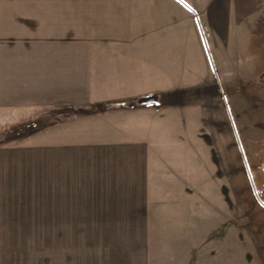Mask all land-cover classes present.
Segmentation results:
<instances>
[{
    "label": "crops",
    "instance_id": "1",
    "mask_svg": "<svg viewBox=\"0 0 264 264\" xmlns=\"http://www.w3.org/2000/svg\"><path fill=\"white\" fill-rule=\"evenodd\" d=\"M185 5L71 0L70 30H83L80 38L0 41V118L47 108L118 109L152 96H166L159 106H184L170 94L187 86L183 61L171 50L183 41L182 27L180 38L171 33L172 12L182 14ZM132 111L77 117L0 147V239L107 240L101 264H158L160 246L163 264L196 258L199 232L190 236L187 220L190 207L197 222V207L189 206L182 180L164 184L150 134H123L103 122L149 113L161 119L152 108ZM170 188L179 195L167 197Z\"/></svg>",
    "mask_w": 264,
    "mask_h": 264
},
{
    "label": "rangeland",
    "instance_id": "2",
    "mask_svg": "<svg viewBox=\"0 0 264 264\" xmlns=\"http://www.w3.org/2000/svg\"><path fill=\"white\" fill-rule=\"evenodd\" d=\"M184 9L172 12L171 33L180 38L182 27L183 41H173L171 50L183 61L187 86L170 94L184 106H159L162 96L155 106L11 112L0 118V132L7 133L0 147L77 117L155 109L160 120L149 113L103 122L123 134H150L164 184L182 180L189 206L197 207L194 223L188 208L189 234L200 233L188 264H264V209L254 196L264 206V0H186ZM70 28L71 0H0V41L84 35ZM168 191L169 198L179 195ZM106 245L71 237L0 239V264H101ZM159 252L163 264V246Z\"/></svg>",
    "mask_w": 264,
    "mask_h": 264
},
{
    "label": "water",
    "instance_id": "3",
    "mask_svg": "<svg viewBox=\"0 0 264 264\" xmlns=\"http://www.w3.org/2000/svg\"><path fill=\"white\" fill-rule=\"evenodd\" d=\"M159 102V97L158 96H152V97H147V98H142L138 100V102L135 105H140V106H146V105H154ZM134 104L132 106H135ZM256 201L258 204L264 209V206L259 202L257 199L256 195L254 194Z\"/></svg>",
    "mask_w": 264,
    "mask_h": 264
},
{
    "label": "trees",
    "instance_id": "4",
    "mask_svg": "<svg viewBox=\"0 0 264 264\" xmlns=\"http://www.w3.org/2000/svg\"><path fill=\"white\" fill-rule=\"evenodd\" d=\"M102 107H105V106H102ZM115 107H118V106H115ZM119 107H120V106H119ZM72 109L77 110L76 108H72ZM53 125H57V124H53ZM53 125H49L48 127H44V128L41 127L39 131L45 130V129H47V128L53 126ZM0 133H1V132H0ZM0 136L4 138V137L7 136V133H6V132H2V133L0 134ZM3 146H4V145H3Z\"/></svg>",
    "mask_w": 264,
    "mask_h": 264
},
{
    "label": "flooded vegetation",
    "instance_id": "5",
    "mask_svg": "<svg viewBox=\"0 0 264 264\" xmlns=\"http://www.w3.org/2000/svg\"><path fill=\"white\" fill-rule=\"evenodd\" d=\"M251 190L253 191V188L251 187Z\"/></svg>",
    "mask_w": 264,
    "mask_h": 264
}]
</instances>
